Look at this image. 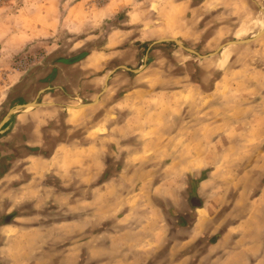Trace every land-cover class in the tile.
<instances>
[{
	"label": "rangeland",
	"instance_id": "obj_1",
	"mask_svg": "<svg viewBox=\"0 0 264 264\" xmlns=\"http://www.w3.org/2000/svg\"><path fill=\"white\" fill-rule=\"evenodd\" d=\"M262 26L264 0H0V79L21 73L15 97L47 107L43 178L31 186L98 188L126 157L125 171L142 172L128 186L149 201L155 184L181 183L164 173L177 155L206 208L264 218V34L208 55ZM163 38L194 51L154 43ZM67 63L75 82L53 86V65Z\"/></svg>",
	"mask_w": 264,
	"mask_h": 264
},
{
	"label": "crops",
	"instance_id": "obj_2",
	"mask_svg": "<svg viewBox=\"0 0 264 264\" xmlns=\"http://www.w3.org/2000/svg\"><path fill=\"white\" fill-rule=\"evenodd\" d=\"M71 65H53V86L75 82L67 75ZM21 76L0 79V113L7 104L10 109L37 102L15 97L16 87L27 80ZM45 93L39 89L37 95L44 101L51 95ZM82 103L77 106L87 105ZM41 105L37 102L29 114L28 109L12 113L0 133V264H264V218L241 219L234 204L206 208L202 198L208 194L192 183L195 177L184 171L188 160L182 156L172 155L164 169L166 178L181 183L155 184L147 191L149 201L147 196L137 201L128 186L142 172L125 171L126 157L98 188L61 193L46 188L43 179L31 186L44 172L38 149L46 141L47 107ZM107 160L114 169L115 161ZM256 228L260 235L252 231Z\"/></svg>",
	"mask_w": 264,
	"mask_h": 264
},
{
	"label": "water",
	"instance_id": "obj_3",
	"mask_svg": "<svg viewBox=\"0 0 264 264\" xmlns=\"http://www.w3.org/2000/svg\"><path fill=\"white\" fill-rule=\"evenodd\" d=\"M262 34H264V31H259L258 33H256L254 36L252 37H249V38H245V39H238V40H231V41H227L225 43H222L220 44L217 49L214 51V52H211L209 53L208 55H213L215 54L216 52L220 51L222 49V47H224L223 45L227 44V43H236V44H241V43H247V42H250V41H253L255 40L256 38L260 37ZM166 40H169V41H172L174 43H177L178 45H181L183 46V44L177 39V38H163V39H159V40H156L154 43H158V42H162V41H166ZM184 47V46H183ZM186 48L188 51H194L192 50L191 48H188V47H184ZM208 55H205V56H202V57H206ZM124 68H127L126 66H123ZM112 73V72H111ZM110 77V73L106 76V79H108ZM33 103L35 101H32ZM27 104V103H26ZM26 104H19V105H16L14 107H12L11 109H9V111L6 113V115L4 116L3 118V121L4 120H8V118L11 116L12 114V110H19V109H24L25 108V105ZM37 104V102L35 103V105ZM2 132V129L0 127V133Z\"/></svg>",
	"mask_w": 264,
	"mask_h": 264
},
{
	"label": "bare ground",
	"instance_id": "obj_4",
	"mask_svg": "<svg viewBox=\"0 0 264 264\" xmlns=\"http://www.w3.org/2000/svg\"><path fill=\"white\" fill-rule=\"evenodd\" d=\"M262 29H264V26H262ZM231 41V40H230ZM229 43H227V44H225V45H228ZM225 45H223V46H225ZM34 103H27L26 105H25V108L24 109H29V108H31V107H33L34 105H33ZM15 111L16 110H12L11 112L12 113H15Z\"/></svg>",
	"mask_w": 264,
	"mask_h": 264
},
{
	"label": "trees",
	"instance_id": "obj_5",
	"mask_svg": "<svg viewBox=\"0 0 264 264\" xmlns=\"http://www.w3.org/2000/svg\"><path fill=\"white\" fill-rule=\"evenodd\" d=\"M78 58H74V59H71V60H69V61H75V60H77Z\"/></svg>",
	"mask_w": 264,
	"mask_h": 264
}]
</instances>
